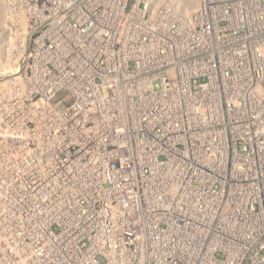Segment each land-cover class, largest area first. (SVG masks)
<instances>
[{
	"label": "built area",
	"instance_id": "obj_1",
	"mask_svg": "<svg viewBox=\"0 0 264 264\" xmlns=\"http://www.w3.org/2000/svg\"><path fill=\"white\" fill-rule=\"evenodd\" d=\"M0 2V264H264V0Z\"/></svg>",
	"mask_w": 264,
	"mask_h": 264
},
{
	"label": "bare ground",
	"instance_id": "obj_2",
	"mask_svg": "<svg viewBox=\"0 0 264 264\" xmlns=\"http://www.w3.org/2000/svg\"><path fill=\"white\" fill-rule=\"evenodd\" d=\"M183 8L192 9L195 6L196 0H178ZM6 14L5 11L1 8L0 2V74H6L9 70V64L12 59L11 52H14L15 39L7 40L5 36V28L9 29V26L6 23ZM14 31V30H13ZM15 32H12L14 35ZM10 35V34H8Z\"/></svg>",
	"mask_w": 264,
	"mask_h": 264
},
{
	"label": "rangeland",
	"instance_id": "obj_3",
	"mask_svg": "<svg viewBox=\"0 0 264 264\" xmlns=\"http://www.w3.org/2000/svg\"><path fill=\"white\" fill-rule=\"evenodd\" d=\"M59 97H62V95H60ZM59 100L58 98L56 99V101Z\"/></svg>",
	"mask_w": 264,
	"mask_h": 264
}]
</instances>
